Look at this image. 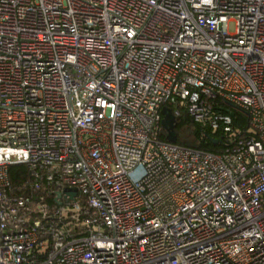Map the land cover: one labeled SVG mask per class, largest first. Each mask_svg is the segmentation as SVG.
<instances>
[{
    "label": "built area",
    "instance_id": "1",
    "mask_svg": "<svg viewBox=\"0 0 264 264\" xmlns=\"http://www.w3.org/2000/svg\"><path fill=\"white\" fill-rule=\"evenodd\" d=\"M217 98L260 139L161 138ZM0 264H264V0H0Z\"/></svg>",
    "mask_w": 264,
    "mask_h": 264
},
{
    "label": "trees",
    "instance_id": "2",
    "mask_svg": "<svg viewBox=\"0 0 264 264\" xmlns=\"http://www.w3.org/2000/svg\"><path fill=\"white\" fill-rule=\"evenodd\" d=\"M209 102L214 108V111H219L228 114L233 120V131L230 133H224L221 129L213 130L209 124H204L195 121L189 114L188 109L185 106L178 105L180 114L176 116V132L177 142L176 144L196 150L205 152H211L215 154H222L228 148L233 147L236 142L240 139L255 138L260 139V134L253 128L251 118L249 114L240 108H233L224 100L220 98L209 99ZM173 109V106H170ZM163 140H166V133L164 132L161 136ZM212 138L220 140L219 143H214ZM9 177L11 184L19 195L26 197H33L36 199L35 192L30 183V171L26 164H15L9 167ZM46 200L52 206L55 205L53 198L46 195ZM84 215L80 218L83 219ZM72 218V219H71ZM73 214L70 215L71 225L69 229L77 231L80 228V221L74 219ZM79 224V226H78ZM81 230L85 231V228L81 227Z\"/></svg>",
    "mask_w": 264,
    "mask_h": 264
},
{
    "label": "water",
    "instance_id": "3",
    "mask_svg": "<svg viewBox=\"0 0 264 264\" xmlns=\"http://www.w3.org/2000/svg\"><path fill=\"white\" fill-rule=\"evenodd\" d=\"M229 105L233 108H237L234 104ZM162 115H163V120H162V125L164 130L166 131V139L169 142L176 143L177 142V132L175 130L176 128V118L175 115L173 114L171 108L169 107H164L162 109ZM212 141L214 143H219L220 140L217 138H212ZM67 194H69L71 197H75L77 195V189L76 188H70L65 190Z\"/></svg>",
    "mask_w": 264,
    "mask_h": 264
},
{
    "label": "rangeland",
    "instance_id": "4",
    "mask_svg": "<svg viewBox=\"0 0 264 264\" xmlns=\"http://www.w3.org/2000/svg\"><path fill=\"white\" fill-rule=\"evenodd\" d=\"M230 31H234V24L233 23H230Z\"/></svg>",
    "mask_w": 264,
    "mask_h": 264
}]
</instances>
